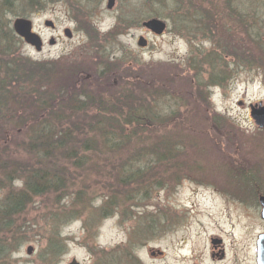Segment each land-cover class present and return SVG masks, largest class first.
<instances>
[{"label":"rangeland","instance_id":"rangeland-1","mask_svg":"<svg viewBox=\"0 0 264 264\" xmlns=\"http://www.w3.org/2000/svg\"><path fill=\"white\" fill-rule=\"evenodd\" d=\"M107 3L17 0L18 15L33 22L43 48L21 44L13 50L66 72L76 64L91 67V75L103 68L113 77L119 73V89L138 97L137 110L150 101L155 118L146 119L144 132L125 133L110 160L85 157L79 167L59 161L69 174L64 187L31 196L22 212L0 225V264H213V238L224 242L227 264H255L264 232L256 201L258 186L264 190V130L250 117V106L264 104V0H116L111 10ZM201 15L205 25L197 20ZM15 18L10 14L11 25ZM151 18L167 22L162 36L142 27ZM47 20L54 30L44 26ZM141 36L148 40L145 49L137 45ZM211 61V72H202ZM22 121L16 116L1 132L8 150L0 158L12 165L5 173L15 188L0 176V206L25 185L23 169L45 161L29 152L30 129ZM150 147L168 151L154 170L139 173L137 197L101 217L106 200L88 203L84 196L127 177L128 165L151 164L158 154H149ZM109 161L113 165L105 167ZM118 165L119 175L109 177Z\"/></svg>","mask_w":264,"mask_h":264},{"label":"trees","instance_id":"trees-1","mask_svg":"<svg viewBox=\"0 0 264 264\" xmlns=\"http://www.w3.org/2000/svg\"><path fill=\"white\" fill-rule=\"evenodd\" d=\"M16 1L0 0V135L3 138V143L0 140V156L8 150L4 142L6 136L1 132L18 116L30 129L26 144L29 152L34 154L38 162L45 161L44 164L43 162L36 164L38 169L29 168V166L23 169H28L29 176L19 191H13L9 199L2 201L0 225H6L11 214L22 212L24 204L30 200L31 196L44 194L54 188H57L59 192L64 187L68 182L69 174L66 169L63 171L62 165H58L59 161L62 159L76 161L74 165L79 167L80 159L85 157L110 160L108 156L119 152V140L127 139L125 133L137 130L144 132L146 119L155 118L150 109V101H147L148 104L141 110H137L135 103L139 101L138 97L123 93V89H119V73L113 77L114 71L103 68L97 71V75H91L88 71L91 67L75 66L76 64L69 66V71L66 72L62 68H57L53 62L34 63L25 57H16L13 49L23 42L14 33L9 17L10 14L22 18L28 17L23 14L18 15L15 8ZM162 2L158 1L160 4ZM199 7H201L199 10L208 18L210 12H204L202 6ZM201 16L202 20L199 24H202L205 18ZM203 31L206 34L207 30ZM192 61L194 62L195 58ZM213 66L214 63L211 61L209 65H204V70L203 65L200 69L202 72H211ZM189 69L198 73V69L191 63H189ZM107 73L110 75L106 76ZM149 93L150 91L147 94ZM150 99L154 100V98ZM92 115L95 116L93 121L90 118ZM68 127L71 128L68 129ZM91 133L95 136L89 139ZM150 148L149 154H158L155 155L156 160L150 162L151 164L137 169L134 168L135 166L128 165L123 168V173H126L127 177L117 182L103 184V191L93 188L92 194L84 196L88 203L92 201L96 203L99 199L106 200L101 209V217L113 211L119 212L123 201H130L137 197L140 193L139 188L143 185L139 182L143 181L142 179L136 180L138 176H143L139 173L149 166L153 167L149 171L154 170L156 164L162 162V155L168 151L167 147ZM49 159H53L50 164H48ZM112 165L113 163L109 161L105 167ZM11 167L10 163L0 158V176L5 177L9 182L8 185L12 183L11 186L15 188L12 174L5 173ZM241 169L244 170L242 167ZM133 170H137V173L130 172ZM118 175L119 165L118 169L113 166L112 170H109V177ZM105 191L109 193V196ZM258 192H261L259 186ZM65 197L59 196L60 199ZM66 207H69V204ZM87 209H91L90 204L87 205ZM95 209L100 208L95 207Z\"/></svg>","mask_w":264,"mask_h":264},{"label":"water","instance_id":"water-1","mask_svg":"<svg viewBox=\"0 0 264 264\" xmlns=\"http://www.w3.org/2000/svg\"><path fill=\"white\" fill-rule=\"evenodd\" d=\"M116 0H108L107 9L111 10L115 6ZM47 28H54V24L51 21H46L44 23ZM142 26L153 33L156 36H161L167 29V24L165 21L153 18L148 21H145ZM13 29L15 33L24 40V42L33 47L37 52L42 50V40L41 37L33 31V24L30 20L24 18H17L13 22ZM65 36L69 39L72 38V33L70 30L66 29L64 32ZM138 47L145 48L147 46V40L143 37H140L137 43ZM251 118L254 120L256 126L259 129H264V106L259 104L257 106L251 107ZM260 204L263 207L261 217L264 219V196L260 197ZM263 247H264V235L259 237L258 241V264H264V256H263ZM27 254H32V248H28ZM161 254V253H160ZM71 264H77L73 261Z\"/></svg>","mask_w":264,"mask_h":264},{"label":"flooded vegetation","instance_id":"flooded-vegetation-1","mask_svg":"<svg viewBox=\"0 0 264 264\" xmlns=\"http://www.w3.org/2000/svg\"><path fill=\"white\" fill-rule=\"evenodd\" d=\"M198 19L202 20V18H197V20ZM148 33L150 34L149 31H148ZM262 195H264V193H262ZM259 196H258V199H259ZM258 206L260 207L259 202H258ZM260 212H261V207H260ZM261 221L264 223L263 220H261ZM261 234H264V232H262ZM210 247H211L210 259L213 262V264H227V262L229 261V257H228L229 253L227 252V249L225 248L224 242L222 240H220L219 238H213L212 242L210 243ZM255 252H256V246H255ZM263 256H264V247H263ZM254 261H255V264H258V259H257L256 255L254 257ZM199 264H201V263H199ZM231 264H234V263H231Z\"/></svg>","mask_w":264,"mask_h":264}]
</instances>
